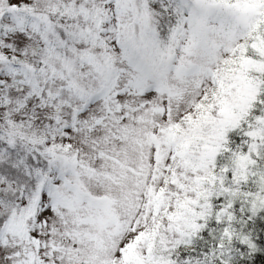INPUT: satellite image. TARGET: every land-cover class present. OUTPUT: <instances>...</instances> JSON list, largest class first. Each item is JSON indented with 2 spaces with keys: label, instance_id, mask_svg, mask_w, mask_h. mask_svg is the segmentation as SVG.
Returning <instances> with one entry per match:
<instances>
[{
  "label": "snow or ice",
  "instance_id": "1",
  "mask_svg": "<svg viewBox=\"0 0 264 264\" xmlns=\"http://www.w3.org/2000/svg\"><path fill=\"white\" fill-rule=\"evenodd\" d=\"M0 264H264V0H0Z\"/></svg>",
  "mask_w": 264,
  "mask_h": 264
}]
</instances>
